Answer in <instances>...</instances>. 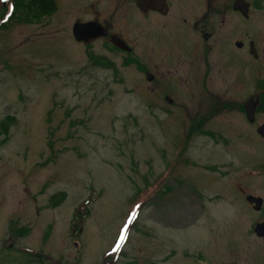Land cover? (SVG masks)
Wrapping results in <instances>:
<instances>
[{
  "label": "rangeland",
  "instance_id": "1",
  "mask_svg": "<svg viewBox=\"0 0 264 264\" xmlns=\"http://www.w3.org/2000/svg\"><path fill=\"white\" fill-rule=\"evenodd\" d=\"M249 1L255 4L250 18L228 19L215 35L256 42L253 81L260 96L264 0ZM53 2L49 16L7 22L9 7L0 5V197L1 185L20 200L25 188L42 200L65 195L58 208L39 215L52 233L44 259L73 264L67 226L76 209L85 216L77 264L103 258L110 264H264V236L253 232L264 210L258 213L246 199L257 196L264 208V139L237 106L254 82L243 70L238 82L239 69L227 62L204 96L175 92L166 79L153 88L140 58L72 37L75 18L91 17L89 4L99 9L106 1ZM128 28L136 41L138 26ZM194 111L211 118L203 132L187 138L183 131ZM263 123L264 109L256 124ZM126 220L122 247L117 232ZM26 239L35 241L37 233ZM115 241L122 247L118 257L111 251Z\"/></svg>",
  "mask_w": 264,
  "mask_h": 264
},
{
  "label": "flooded vegetation",
  "instance_id": "2",
  "mask_svg": "<svg viewBox=\"0 0 264 264\" xmlns=\"http://www.w3.org/2000/svg\"><path fill=\"white\" fill-rule=\"evenodd\" d=\"M104 1L106 2L99 9L94 7V3L89 4L90 8L85 11L90 12L91 17L75 18L71 27L72 37L75 39L73 35L75 24L85 25L81 28V39H75V42L84 46L100 42L107 50L123 53L127 59L140 58L143 75L153 88L158 86L159 81L166 79L168 86L171 84L175 92L188 90L193 96L195 93L204 96L211 88L213 74L215 72L219 74L218 67L224 68L227 62L234 66L231 69H239L238 73L241 76L237 74L235 77L238 82L242 79L243 71L247 75V80L253 81L255 78L260 51L256 42L253 39L250 42L244 39L232 42L224 34H222L224 37L215 35L217 27L226 24L228 19L246 20L250 18L255 5L253 1L238 2L237 6L240 4L242 8L245 7V11L235 8L236 0ZM0 5L2 7L3 0H0ZM118 20L125 25L124 28L119 29L116 26ZM131 25H137L139 28L136 41L129 38L128 27ZM134 42L137 43L134 44ZM136 48H138V54ZM219 53L227 59L222 60ZM253 82V90L249 91L243 100L240 102L238 100L237 106L245 115L243 109L245 102L250 98H259L253 120L249 121L245 115L248 128L255 130L258 134L259 127L264 123L256 124L257 116L264 107L260 106L257 79ZM215 100L219 103L224 102L220 96H216ZM203 102L204 100H201L197 105L202 106ZM210 118L209 115L194 111L183 135L189 138L195 133L203 132L202 127ZM13 181L14 185H18L17 180ZM6 186L1 185L5 188V192L1 195L2 198L0 197V264H51L50 261L44 259L47 241L52 236L51 226L50 222L42 225L40 221L42 218L39 215L40 212L46 211V208L49 210L51 207L58 208L64 200L58 203L55 200L57 196L53 194L47 195L42 200L38 195L29 194L27 188L24 190L26 196L20 200L18 195H12ZM252 197L257 196L252 195ZM247 201L255 211L263 213V201L258 210L253 199H247ZM74 218H77L76 209L71 212L67 233L70 244L75 249L76 259L73 260V264H77L80 261L78 243L80 233L75 224L73 225ZM257 223L264 224V221ZM129 230L128 226H124L121 232H117V237L120 235L118 241L121 239L125 241L122 247L126 244ZM35 232L37 233L35 241L26 239ZM73 232H75L76 239H71ZM122 247L117 243V248L112 251V254L115 253V257H118V252L122 253ZM19 252L24 257L27 254L28 256L20 260ZM134 262L131 264L136 263ZM104 263L110 264L103 258L99 264Z\"/></svg>",
  "mask_w": 264,
  "mask_h": 264
},
{
  "label": "trees",
  "instance_id": "3",
  "mask_svg": "<svg viewBox=\"0 0 264 264\" xmlns=\"http://www.w3.org/2000/svg\"><path fill=\"white\" fill-rule=\"evenodd\" d=\"M8 6V4L6 5ZM4 6L3 8L5 9ZM55 10L53 0H13L10 17H17L18 19L29 20L32 17L49 16ZM39 15V16H38ZM264 101V97H262ZM62 197L64 196L61 193ZM85 217L82 215L81 219Z\"/></svg>",
  "mask_w": 264,
  "mask_h": 264
},
{
  "label": "water",
  "instance_id": "4",
  "mask_svg": "<svg viewBox=\"0 0 264 264\" xmlns=\"http://www.w3.org/2000/svg\"><path fill=\"white\" fill-rule=\"evenodd\" d=\"M238 2H242L241 0H236L235 1V5H236V9H240V10H243L245 11L246 8H242L241 5L238 4ZM82 26H85V25H81V24H75L73 26V35L75 37V39L77 40H80L81 39V28ZM257 103H258V98H256L255 100L253 98H250L248 99L245 104L243 105V109L245 111V114H246V118L249 120V121H252L253 120V115H254V111H255V108L257 106ZM258 132L259 134L264 138V125H261L258 129ZM248 200H254L255 204H256V209H260V206L262 204V199L261 198H253V197H247ZM254 233L256 236L258 237H263L264 236V224L263 223H258L255 225L254 227ZM104 264H108V263H104Z\"/></svg>",
  "mask_w": 264,
  "mask_h": 264
}]
</instances>
